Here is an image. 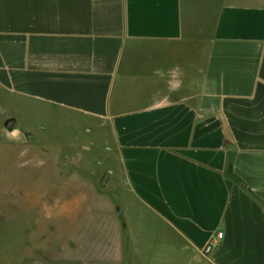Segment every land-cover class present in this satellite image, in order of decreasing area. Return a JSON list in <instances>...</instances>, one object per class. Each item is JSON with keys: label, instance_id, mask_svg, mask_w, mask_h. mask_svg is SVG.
<instances>
[{"label": "crops", "instance_id": "obj_1", "mask_svg": "<svg viewBox=\"0 0 264 264\" xmlns=\"http://www.w3.org/2000/svg\"><path fill=\"white\" fill-rule=\"evenodd\" d=\"M64 124L155 261L264 264V0H0V159Z\"/></svg>", "mask_w": 264, "mask_h": 264}, {"label": "rangeland", "instance_id": "obj_2", "mask_svg": "<svg viewBox=\"0 0 264 264\" xmlns=\"http://www.w3.org/2000/svg\"><path fill=\"white\" fill-rule=\"evenodd\" d=\"M60 127L0 159V264H160L153 224L115 210L123 182L86 133Z\"/></svg>", "mask_w": 264, "mask_h": 264}, {"label": "water", "instance_id": "obj_3", "mask_svg": "<svg viewBox=\"0 0 264 264\" xmlns=\"http://www.w3.org/2000/svg\"><path fill=\"white\" fill-rule=\"evenodd\" d=\"M14 123H15L14 120H12V119L11 120H8L6 122V124H5L6 129L9 130V131H11L12 128H13V126H14ZM115 210L117 212H119L121 210V206L120 205H116Z\"/></svg>", "mask_w": 264, "mask_h": 264}, {"label": "built area", "instance_id": "obj_4", "mask_svg": "<svg viewBox=\"0 0 264 264\" xmlns=\"http://www.w3.org/2000/svg\"><path fill=\"white\" fill-rule=\"evenodd\" d=\"M221 239V234H218L217 238L215 240H212L205 248L206 252H209L212 249V246L217 243V241Z\"/></svg>", "mask_w": 264, "mask_h": 264}, {"label": "clouds", "instance_id": "obj_5", "mask_svg": "<svg viewBox=\"0 0 264 264\" xmlns=\"http://www.w3.org/2000/svg\"><path fill=\"white\" fill-rule=\"evenodd\" d=\"M175 86H177V87H178V85H175ZM13 136H15V133L13 134Z\"/></svg>", "mask_w": 264, "mask_h": 264}]
</instances>
